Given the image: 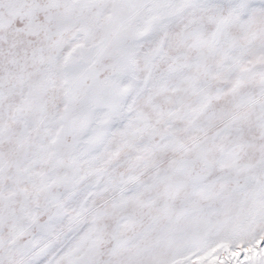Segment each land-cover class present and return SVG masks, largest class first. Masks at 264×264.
Masks as SVG:
<instances>
[{"label":"snow or ice","instance_id":"1","mask_svg":"<svg viewBox=\"0 0 264 264\" xmlns=\"http://www.w3.org/2000/svg\"><path fill=\"white\" fill-rule=\"evenodd\" d=\"M0 264H264V0H0Z\"/></svg>","mask_w":264,"mask_h":264}]
</instances>
